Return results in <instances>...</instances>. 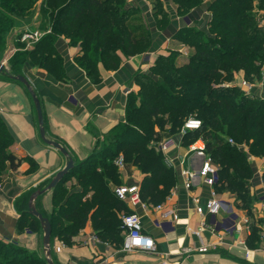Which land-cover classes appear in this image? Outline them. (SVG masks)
<instances>
[{
	"label": "trees",
	"instance_id": "trees-1",
	"mask_svg": "<svg viewBox=\"0 0 264 264\" xmlns=\"http://www.w3.org/2000/svg\"><path fill=\"white\" fill-rule=\"evenodd\" d=\"M36 1L0 0L1 48L6 44L4 36L13 27V16L28 13ZM175 1L183 15L202 2ZM153 5L155 16L160 17L158 22H164L166 14L160 0H154ZM210 11L212 19L207 31L187 25L178 35L179 42L192 49L189 58L177 65L178 55L169 52L167 57L156 59L149 75H137L139 89L128 96L124 121L105 136L101 156L94 153L85 160H76L73 169L58 182L51 193V212L45 216L51 226L50 244L54 237L71 244L87 222L98 238L121 243L120 214L130 212L113 193L119 186L114 161L121 154L125 163L143 174L139 186L143 203H162L175 187L177 176L155 150L154 143L160 141L163 128L176 134L188 118L200 120L201 126L186 131L181 146L199 138L203 141L205 153L218 168L216 191L233 194L239 208L250 216L252 170L248 155L264 157V99L224 83H231L235 72H242L244 80L251 84L263 76L264 0H213ZM37 12L46 33L32 51L17 50L11 56L9 65L15 75L21 74L23 65L29 62L63 79L61 59L54 49L56 40L63 37L79 48L75 63L97 83L98 63L106 69H116L123 59L144 52L150 43L149 31L139 23L140 13L126 6V0H43ZM23 30L13 38L18 41ZM11 145L12 136L0 116V182L6 177V170H15L19 163ZM26 160L28 171L33 172L36 164ZM261 178L264 183V172ZM70 180L80 191L66 187ZM248 224L253 230L252 223ZM39 227L38 221L24 211L16 231L36 232ZM0 264L45 261L34 251L0 240Z\"/></svg>",
	"mask_w": 264,
	"mask_h": 264
},
{
	"label": "crops",
	"instance_id": "crops-1",
	"mask_svg": "<svg viewBox=\"0 0 264 264\" xmlns=\"http://www.w3.org/2000/svg\"><path fill=\"white\" fill-rule=\"evenodd\" d=\"M212 1L202 0L183 15L175 0H160L166 19L159 23L160 17H156L153 10L154 0H126V6L140 13L139 23L149 31V46L144 52L123 59L116 69H106L98 63L97 83H93L75 63V57L80 54L79 48L71 46L63 37L54 43V49L61 59L63 79L29 62L23 65L21 75L29 81L40 101L46 136L66 149L74 165L76 160H85L94 153L101 156L105 136L115 125L124 121L128 96L139 89L136 76L149 75L159 56H166L172 46L183 44L178 40L181 30L190 25L207 31L212 19ZM261 23L264 26V18ZM6 77L5 73H0V116L12 136L15 147V152H12L19 163L15 170L8 168L6 177L0 182V240L43 256L40 227L36 232H17L16 226L21 213L27 211V195L39 187H46L55 173L64 167L66 159L41 141L34 104L28 91L19 83L6 80ZM261 82L252 84L251 93L264 99V75ZM171 139L175 146L168 152L171 164H166L176 173V190L173 193L174 187L162 203L176 209V220L162 221L159 214L153 211V205L142 207L140 203H124L130 213L140 218L143 232L155 242V250L124 252L121 248L123 231L120 233L122 241L117 244L98 238L87 222L71 244H65L57 237L52 239L50 245L54 264H264V183L261 178L264 157L248 155L252 170L250 216L239 208L235 196L228 192H218L226 204L217 215L200 216L194 212L191 197H196L203 205L209 189L197 175L192 178L190 189H184L179 170L182 160V167L197 171L201 158L188 153L181 146L180 137ZM242 149L246 150L244 147ZM26 158L36 164L33 172L28 171ZM124 164L119 173L132 167L135 174L122 185L140 186L142 177L136 174V168L132 164ZM72 191H80V188ZM51 193L47 192L35 203L36 209L44 216L51 212ZM121 215L123 213L120 218ZM155 218L159 219L158 226L154 224ZM244 218L252 223L253 230L249 224H243ZM196 231L200 232L203 243L208 246V251L203 255L197 251L199 243ZM91 235L97 240L86 242ZM60 242L64 247L56 253L53 247Z\"/></svg>",
	"mask_w": 264,
	"mask_h": 264
},
{
	"label": "built area",
	"instance_id": "built-area-1",
	"mask_svg": "<svg viewBox=\"0 0 264 264\" xmlns=\"http://www.w3.org/2000/svg\"><path fill=\"white\" fill-rule=\"evenodd\" d=\"M42 35L43 34L39 33V31L33 29H25L19 34L18 40L24 42L27 47H30V45H34L35 43H37ZM234 85L238 86L245 94H252V84L245 81L244 79L239 80ZM200 126V120L195 118L186 119L183 123V126L179 130L180 139L186 133V131L199 129ZM228 142L230 144L233 143L231 139H229ZM154 145L155 150L159 151L164 156V161L171 164V159L168 156V152L175 146V142L172 139H165L154 143ZM186 149L188 153L193 154L195 157L201 158V163L197 171H195L192 168L182 167L183 161H180L181 167L179 170V174L182 178V186L184 187V189L189 190L192 184V178L194 177V175H197V177L201 179L202 183L206 187H208L209 192L208 197L203 205L199 204V201L196 197H191V202L194 206V212L200 216H215L222 210V207L226 204L216 191V186L219 183L218 168L212 164L210 157L205 153V145L200 138L189 144ZM114 165L118 170L123 169L124 161L121 154H119L114 161ZM175 190L176 187L173 189V193L175 192ZM113 193L118 200L122 201L126 205H136L140 203L142 207L148 206L146 203H143L140 200L139 186L136 184L119 185L113 189ZM152 209L159 214V219H161L162 221L171 222L175 221L177 218L176 209L174 207H167L164 205V203L153 205ZM159 219H154V224L156 226L160 224ZM120 221L121 229L124 234L121 248L124 252H153L155 250V242L151 236L143 232L138 215H136L135 213L123 214L121 215ZM243 224H248V220L246 218H244ZM195 235L199 243L197 251L199 254L203 255L208 251V246L203 243L199 231H196ZM219 235L220 234H217V236ZM94 240H97V238L91 235L87 237L86 242ZM63 247V242H60L58 245L53 247V250L54 252L58 253L62 250Z\"/></svg>",
	"mask_w": 264,
	"mask_h": 264
},
{
	"label": "rangeland",
	"instance_id": "rangeland-1",
	"mask_svg": "<svg viewBox=\"0 0 264 264\" xmlns=\"http://www.w3.org/2000/svg\"><path fill=\"white\" fill-rule=\"evenodd\" d=\"M31 1H33V0H31ZM42 1L43 0L36 1V4L33 5V7L31 8V10L28 13L21 14L18 16H13L14 17L13 18L14 19L13 27L11 29H9V31H7V34L4 36L6 44H5L4 48H1V46H0V66H3L4 68H8V70L10 71V74H12V75H15V73L11 70V66L9 65V59L11 58V56L17 50L32 51L35 48V44H36L35 43L34 45H30V47H27V45L24 42H22L20 40L17 41L15 38H13L14 35L16 33H19L21 30L26 29V27L31 28V29L36 30V31H39V33H42V34L46 33V32H44V30L42 29V27L40 25V16H39V13L37 12L39 5ZM34 3H35V1H34ZM11 31H12V34L14 33L12 36H11ZM169 52L178 55L176 58V64L179 65L182 63V61L189 58V56L192 54V49L187 44L183 43V44H180L179 46H177V45L172 46V48L166 52L167 53L166 57L169 55ZM48 66H51V64H47V67ZM160 67H162L163 69L166 68L164 63H160ZM263 71H264V67H263ZM240 74H241V76H240ZM178 75H181V74L179 73ZM263 75H264V73H263ZM160 77H161V79H164V77H162V76H160ZM232 78H233V81L231 83L229 82V83H224V84H228L229 86L234 85L239 80L244 79L243 73L242 72H235V73H233ZM261 81H262V77H261L259 82H254L253 84H256V83L260 84V83H262ZM159 133H160L161 138L169 137L168 139H171V138L177 139V137L179 138V136H180L179 131L176 134L169 133L168 127L163 128L161 130V132H159ZM10 149H11V151L13 150L15 152V147H13V145H11ZM123 161H124V159H123ZM127 164H129V163H127ZM130 166H132V165H130ZM123 168H124V166H123ZM135 168L137 170L136 174L139 175V177L143 178L144 177L143 174L137 169V167H135ZM134 174H135V171L133 170L132 167H130L126 172L124 171L122 173H119L118 183H116V186L124 184L123 182H125L128 178H130ZM142 178H141V180H142ZM73 185H74V188H73ZM66 187L69 188L70 190H73V189L75 190V188H77L78 186L75 184L74 180H70L69 182L66 183Z\"/></svg>",
	"mask_w": 264,
	"mask_h": 264
},
{
	"label": "water",
	"instance_id": "water-1",
	"mask_svg": "<svg viewBox=\"0 0 264 264\" xmlns=\"http://www.w3.org/2000/svg\"><path fill=\"white\" fill-rule=\"evenodd\" d=\"M0 73H5L9 81L19 83L28 91L31 100L34 104L37 124H38V134L41 141L45 145L50 146L53 149L57 150L66 159L64 167L55 173V175L49 181L48 185H46V187L42 189H37L33 193H31L27 201V213L38 221L42 232L41 245H42L43 259L45 261V264H54L51 257V245H50L51 226L48 219L36 209L35 203L39 197H42L47 192H52L54 190V188L57 186L58 182L63 178V176L73 169L74 162L71 156L69 155V153L60 143L51 140L46 136L40 101L38 100L36 93L32 89L29 81L21 74H17V75L10 74L7 71V69L4 68L3 66H0Z\"/></svg>",
	"mask_w": 264,
	"mask_h": 264
}]
</instances>
